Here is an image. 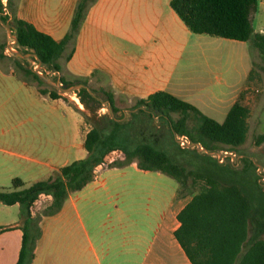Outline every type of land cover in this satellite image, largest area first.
<instances>
[{"label": "crops", "instance_id": "crops-1", "mask_svg": "<svg viewBox=\"0 0 264 264\" xmlns=\"http://www.w3.org/2000/svg\"><path fill=\"white\" fill-rule=\"evenodd\" d=\"M77 1L14 0V11L17 17L60 41L69 30ZM169 2L96 0L87 11L65 67L74 75L91 76L90 81L99 84L98 88H104L105 83L117 98L130 101L167 91L208 117L221 116L223 121L247 83L253 57L245 67L243 55L233 52L237 58L234 61H242L244 84L231 96L213 102L206 76L218 63L206 61L205 66L200 64L184 74L181 61L190 44L187 41L193 36ZM253 30L264 33V29ZM204 35L195 38L193 48L210 42ZM235 42L227 41L241 45ZM244 43L252 56L258 54L250 40ZM0 78L42 100L51 99L21 80L13 69L1 67V62ZM51 100L57 104L41 109L39 117L35 113V119L26 123L30 135L21 134L13 143L10 154L24 163L17 176H25V186L46 179L53 171L86 155L84 139L89 128L81 112L61 97ZM109 169L99 171L101 174L98 172L93 181L69 194L57 213L42 217L41 236L31 264H191L174 236L179 226L177 214L191 196L177 195V188L165 196L160 188L156 191L160 196L152 206L142 209L141 202L131 199L134 193H146L144 188H118L109 181ZM1 204L0 228L4 229H0V264H15L21 246V212L18 204Z\"/></svg>", "mask_w": 264, "mask_h": 264}, {"label": "trees", "instance_id": "trees-1", "mask_svg": "<svg viewBox=\"0 0 264 264\" xmlns=\"http://www.w3.org/2000/svg\"><path fill=\"white\" fill-rule=\"evenodd\" d=\"M258 0H170L169 5L192 33L218 36L237 41L250 40L257 50L264 73V33L254 32L252 14ZM96 0H78L68 32L60 41L37 30L31 23L16 16L14 10L4 14L0 5V19L8 23L17 37V46L25 54L34 49L41 64L58 76L63 86L77 83L87 85L93 94L102 92L113 113L118 111V98L109 89H95L91 76L70 73L59 62H66L74 50L76 37L87 11ZM4 57L0 52V59ZM15 65L22 72L23 81L34 84L42 95L51 99L63 98L53 87H41L45 82L19 61ZM251 68L247 81L253 77ZM31 76V80L26 79ZM87 108L94 95L85 88L74 90ZM132 109L138 113L156 114L167 118L172 146L157 147L142 137L134 120H112L110 128L99 127L91 120L84 139L85 157L74 160L49 177L27 186L17 177L11 180V189H0V203L18 204L22 221L21 246L15 264H31L36 243L41 236L40 221L57 213L65 198L93 181L99 171L124 168L130 164L143 171H156L177 182V195L191 196L177 214L179 221L174 236L191 264H264V188L259 177L251 172L254 163L244 155L235 162L182 148L174 135L185 137L190 143H199L209 151H236L245 142L249 115L239 93L222 122L203 114L196 106L167 91H156L146 98H136ZM171 113L178 114L172 118ZM136 117V114L133 115ZM149 116V115H148ZM141 120V119H140ZM174 137V138H173ZM256 145L264 142V133L253 138ZM168 145V144H167ZM184 151L186 156L177 155ZM116 152L118 158H112ZM3 230L4 228H0ZM243 248L244 251H243Z\"/></svg>", "mask_w": 264, "mask_h": 264}, {"label": "rangeland", "instance_id": "rangeland-1", "mask_svg": "<svg viewBox=\"0 0 264 264\" xmlns=\"http://www.w3.org/2000/svg\"><path fill=\"white\" fill-rule=\"evenodd\" d=\"M11 10H15L14 0H8L7 14L11 15ZM251 19L253 27L256 31L264 29V0L257 1L256 10L252 14ZM5 25L10 26L8 23H5ZM5 25L0 23V52H2L4 55V57H1L0 59L1 67L4 69H13L18 77L23 80L21 78L23 77L22 72L15 65V61H19L24 67L30 68L32 70L37 69L38 62L33 56L21 58L8 50L7 45L12 42V39L9 36V32L7 31ZM191 36L193 37L187 41V43L190 44H188L186 48L185 54L181 61V67L184 74L186 75L185 70L189 72L190 69L198 68L200 64L205 66L204 63L206 61L209 63H218L217 67L213 68V72L206 76L210 86L209 91L211 93L213 102H217L218 99H225L228 96H231L236 91V89L242 87L244 84V79L241 74L242 61H234V59L237 58L233 52L239 54L240 57L243 55L241 58L243 59L245 67L250 65L252 59L251 57H253V78L250 81H247L245 87L240 91L243 94V103L249 109L246 140L238 148V150L234 152H219L222 154L224 152L230 154L223 159L224 162H235L237 164V159L242 155L253 159L261 167L259 172L264 175V142L256 145L253 141V138L256 135L264 133V73L258 68V65L260 64L259 55L254 53L252 56L248 45H246L244 41L235 42L222 37L207 34L204 36H206L205 38L210 42L208 44L199 45L198 47L193 48L195 46H193L191 43H193L195 38L200 36V34L192 33ZM227 41L235 42L241 45L227 43ZM12 49L21 52L17 45H13ZM230 53H232L234 56H229ZM219 57L222 58V60H214L215 58ZM227 59L230 60L228 61ZM59 62L63 67L65 66L64 58L60 59ZM39 70L42 74L52 80L54 77L58 76L57 72H53L45 68L42 64ZM26 79L31 80L32 78L31 76H28ZM54 81H56L58 85H61L57 80ZM30 85L35 86L34 84ZM92 85L95 87V89L100 87L99 84L92 83ZM46 86L51 87L46 83L41 85V87ZM102 87H104V89H109L105 83ZM255 89H258V92H256ZM58 91L62 93L63 97L66 101H68L69 104L81 112L82 118L84 119L88 128L91 127L92 119L96 121L99 127L105 129L110 128L112 125V120H134L137 123V129L139 128V130L142 132V137L146 141H151L156 144L157 147H161L163 149H166L169 145L172 146V148H175V146H173L171 143L172 138L169 133L167 118L162 117L160 114H156L154 118H151L150 113H147L146 115L138 113L137 110L132 109L131 107L132 104H134L135 99H131L129 101L127 99L118 97L116 103L118 111L113 113L112 109L107 103H105L107 101L105 95L100 97L98 94H93L94 100L88 102V105L93 106L94 110H92L85 106V104L79 99V95L74 91ZM74 97L77 98L76 101L74 100ZM0 99V189L9 190L11 189L12 178L17 177L22 180L23 177H25L17 176L21 175V165L24 163L16 161L17 157L10 154L11 151H14L13 143L15 142V139L24 133L30 135V129L27 128L26 123H28L31 118L33 120L35 119V113H38L39 117L41 109L45 110L47 107L56 105L57 103L51 99L42 100L40 97L34 95V93H31V91L20 88L17 84H14L12 81L4 78H0ZM123 110L126 111L125 115L122 112ZM135 114L136 117L133 116ZM170 116L172 118H177L178 114L171 113ZM214 119H216V121H222L221 116H215ZM74 124H76L75 121ZM176 139L181 140L183 139L182 137L177 136L174 138V140L176 143H179L181 146H183L182 148H188L186 145L181 144L180 141H177ZM186 142L188 143L189 141L187 140ZM174 151H177V155L183 156V158L185 156L189 158L188 154L184 151H181V153L178 149H175ZM199 153H201V151ZM111 157L116 159L119 156L117 154H112ZM214 157L219 158L218 156ZM220 159L222 160V157H220ZM221 160H219V162H223ZM104 170L106 169H103L100 172L102 173ZM250 170L257 176V178L259 177L257 175V166L255 164ZM107 172V174H110L111 176L109 181L113 182L115 185H118V188H121L122 185L144 188L146 193H134L133 198L131 199V201L135 203L141 202L140 206H142V209L151 207V204L157 200L158 196H160V194L156 192L158 189L161 188L164 190V195L166 196L169 191L175 190L177 188V182L172 177L161 172L140 170L134 164H130L124 168L109 169ZM261 185L264 188V185ZM117 203L119 205V202ZM1 206L6 205L1 204ZM10 210L15 211L16 209L11 207ZM244 249L245 248H243V251ZM131 264H133V262H131Z\"/></svg>", "mask_w": 264, "mask_h": 264}, {"label": "water", "instance_id": "water-1", "mask_svg": "<svg viewBox=\"0 0 264 264\" xmlns=\"http://www.w3.org/2000/svg\"><path fill=\"white\" fill-rule=\"evenodd\" d=\"M0 23L3 24V25H5V23H4L1 19H0ZM5 26H6L7 31L9 32V36H10L11 39H12V42L9 43V44L7 45L8 50H10L13 54H15V55H17V56H19V57H21V58H27V57H29V56H33V57L37 60V62H38V64H37V69H35V70H33V71H34V73L37 74V76H38L41 80H43L46 84H48L49 86H51V87H53V88H55V89L61 90V91H63V92H71V91H74V90H78V89H80V88H85L90 94H93V93L91 92V89H90L87 85H84V84H82V83H77V84H73V85H70V86L58 85L56 81H54V80H52V79L46 77L44 74H42V73L40 72V70H39L40 67H41V62H40V60L37 58L34 49H30V51H29L28 53H26V54H23V53H21V52H19V51L13 50V49H12V46H13V45H17V37L15 36L14 31H12V29H11L10 26H8V25H5ZM97 94H98L100 97L103 96V93H102V92H97ZM105 103H107L108 106L110 107V104H109L108 101H106ZM122 112H123L124 115H125L126 111L123 110ZM174 137L176 138L177 136L174 135ZM176 140H177V139H176ZM177 141H182V142L186 145V147H188V148H195L198 152H200V151H201V152H205L206 154H208V155H210V156H218V157L225 158V157H227L228 155H230V154H228L227 152H224V153L222 154V153L219 152V151H209V150H207L206 148L202 147L199 143H196V142H195V143H190V142L187 143V142H185V141H183V140H177ZM252 161H253V163L257 166V175L259 176L258 182L264 185V175H262V174L259 172L260 169H261V167H260V165H259L258 163H256L253 159H252Z\"/></svg>", "mask_w": 264, "mask_h": 264}, {"label": "built area", "instance_id": "built-area-1", "mask_svg": "<svg viewBox=\"0 0 264 264\" xmlns=\"http://www.w3.org/2000/svg\"><path fill=\"white\" fill-rule=\"evenodd\" d=\"M0 5H1V8H2L3 13L6 14V13H7L8 0H0ZM255 91L258 92V89H255ZM74 100L76 101L77 98L74 97ZM182 138H183V139H181V140H183V141H185V142L187 141L185 137H182ZM180 143H181V144H184L182 141H180ZM184 145H185V144H184ZM113 154H117V153L114 152ZM218 159L221 160L220 157H219ZM223 159H224V158H222L221 161H223Z\"/></svg>", "mask_w": 264, "mask_h": 264}, {"label": "flooded vegetation", "instance_id": "flooded-vegetation-1", "mask_svg": "<svg viewBox=\"0 0 264 264\" xmlns=\"http://www.w3.org/2000/svg\"><path fill=\"white\" fill-rule=\"evenodd\" d=\"M238 160V159H237Z\"/></svg>", "mask_w": 264, "mask_h": 264}]
</instances>
